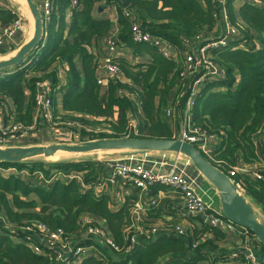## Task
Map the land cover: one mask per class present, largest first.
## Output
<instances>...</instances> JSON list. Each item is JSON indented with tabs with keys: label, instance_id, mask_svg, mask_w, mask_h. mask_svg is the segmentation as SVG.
<instances>
[{
	"label": "trees",
	"instance_id": "1",
	"mask_svg": "<svg viewBox=\"0 0 264 264\" xmlns=\"http://www.w3.org/2000/svg\"><path fill=\"white\" fill-rule=\"evenodd\" d=\"M50 1L53 8L51 20L45 23L46 41L39 46V54L35 51L37 54L34 53L32 61L41 56H45L44 59L31 63L12 76L4 75L6 79H0V97L11 98L17 106L19 115L15 122L27 126L33 124L36 84L48 79L56 90L59 81L54 67L66 64L69 71L67 85L62 89L63 109L81 115L74 120L88 123V116L107 122L115 117L116 110L118 112L116 122L111 125L112 132L98 134V137L91 134V140L128 137L173 139V130L163 112L170 105L173 92L176 91L177 95L181 93L183 59L168 61L161 56L158 48L133 43L131 21L124 12L127 10L136 14L145 31L165 39L171 47L183 52L197 36L207 38L216 28L211 4L200 0H127L130 6L125 9L123 0L105 2V6L118 10V47L127 46L135 55L146 53L153 58V62L144 69L143 65H131L126 60L115 59L127 81L110 80L103 88L98 85L97 79L99 57L92 52L93 44H98L112 29L109 18L98 20L96 17V6L103 0ZM236 1L231 0L228 4L229 20L232 25L242 23L246 29L242 37L229 41L227 48L213 53L214 62L225 70L226 80L202 85L193 111L195 126L221 139L212 158L204 157L223 171L237 166L241 160L248 165L258 162V149L264 156V142L255 141L264 129V6L246 4L236 11ZM70 10L72 15L67 29L66 12ZM18 19L16 14L0 9V24L3 27ZM77 59L81 61L83 76L77 70ZM28 78L32 96L26 112L22 113L25 103L23 83ZM122 92L134 98L121 96ZM54 95L51 96L53 101ZM133 114L138 121L137 130L130 132V115ZM0 168L16 170V174L0 173V207L11 223L40 222L51 230L63 229L66 233L75 234L80 218L91 216L103 224L123 250V253L114 254L101 248L107 264H196L201 260L199 254L187 255L193 247L182 238L161 237L155 243L145 244L141 241L142 244L134 251L124 253L130 243L123 230L130 224L133 203L128 200L122 208L114 211L107 194L96 197L92 192H81L76 180L65 182L56 179L59 174L82 172L85 173V181H94L104 173L101 163H41L33 165L32 169L26 168L24 163H4L0 164ZM232 180L240 184L253 204L264 208L263 182L249 175H239ZM251 237L264 252L252 233ZM0 264L58 263L54 256L35 255L24 244H15L8 236L0 235ZM81 264H102V261L87 258Z\"/></svg>",
	"mask_w": 264,
	"mask_h": 264
},
{
	"label": "built area",
	"instance_id": "2",
	"mask_svg": "<svg viewBox=\"0 0 264 264\" xmlns=\"http://www.w3.org/2000/svg\"><path fill=\"white\" fill-rule=\"evenodd\" d=\"M108 2L109 0H104ZM207 1L212 6L214 20L220 23L216 27L213 38L197 36L187 47L188 54L181 58L183 70L181 73L182 89L177 96V106L166 109V117H178V123L173 127V139L181 140L196 147L199 153L211 159L218 145H213L215 137L206 131L196 127L193 122V111L196 100L200 93V87L209 83H220L226 80V73L213 60V53L217 50L227 48L229 41L243 36L246 29L242 23L232 25L229 20V2L231 0H201ZM264 6V0H255L256 7ZM259 5V6H257ZM53 3L46 0L43 4L41 14L44 24L51 20ZM127 9V8H125ZM124 15L131 21V38L135 44H145L159 49L161 56L168 61H179L175 48L160 37H156L145 31L140 23L139 17L131 11H125ZM216 23V21H215ZM24 25L19 18L10 26L0 31V48L13 37L16 32L23 31ZM212 32V33H213ZM233 42V41H232ZM108 55L103 59L102 64L97 68L106 67L110 80H120L121 70L115 62V53L118 48L117 41L110 39L107 41ZM177 50V49H176ZM2 74L0 76H4ZM103 79H98V85L102 86ZM40 83L36 84L38 87ZM35 109L38 117L51 120L52 99L49 93L37 90L35 94ZM69 125V124H68ZM79 127L78 123L70 124ZM35 129L33 125H23L14 120L0 123V147L8 139L22 138L31 134ZM135 132V129L133 130ZM130 131V132H132ZM179 156V155H178ZM104 166V173L94 179L85 181V173L59 174L56 179L62 181L76 180L80 185V191L92 192L96 197L109 193L110 190L133 191L137 202L130 210V224L126 226L123 233L129 246L124 253H131L140 244L155 243L159 238H186L189 235L188 229L183 222L206 215L208 226L212 229L221 230L226 233L243 239L240 251H236L228 257L232 261H241L243 264H264V259L259 261L255 253L254 237L244 228H241L225 218L221 211L214 210L210 204L205 202L198 189L188 181L185 174L178 172L177 160L165 172H157L153 168L147 167L145 161L128 155L109 162H101ZM223 171V170H221ZM229 178L233 179L239 175H249L252 179L264 183V168L251 170L245 166H235L223 171ZM3 175L16 174L14 168H0ZM22 175H26L22 172ZM235 183V182H234ZM237 188L243 192L239 183H235ZM158 187L171 190L180 195L181 202L176 205L178 210V220L172 225L160 223L159 225L148 226L142 221L141 215L157 209L160 200L155 197V189ZM129 188V189H128ZM264 215V213H262ZM79 228L75 234L66 233L63 229L51 230L40 222L24 223L22 225L11 223L4 215L0 207V235L8 236L15 244H24L35 255L54 256L58 264H81L87 258H95L107 264L104 252L101 248L114 254L123 253V250L114 242L110 232L102 223L91 216L81 217L78 221ZM141 241H143L141 243ZM151 241V242H150ZM199 243L192 244L193 249Z\"/></svg>",
	"mask_w": 264,
	"mask_h": 264
},
{
	"label": "crops",
	"instance_id": "3",
	"mask_svg": "<svg viewBox=\"0 0 264 264\" xmlns=\"http://www.w3.org/2000/svg\"><path fill=\"white\" fill-rule=\"evenodd\" d=\"M46 0H33V2L39 7L40 11L43 10V4ZM201 1V0H200ZM75 3V1H73ZM105 1L103 0L100 4L96 6V17L98 20L103 18H109L112 22L111 32L103 38L98 44H93L92 52L99 57V65L102 64L103 59L108 55L107 50V41L114 39L117 41L119 36V23H118V10L116 7L105 6ZM246 4L255 5V0H237L235 2V10L238 11L239 7L245 6ZM262 6V4H259ZM257 5V6H259ZM0 9L10 11L13 14H16L23 22L24 28L23 31L16 32L11 39H9L4 46L0 48V60L8 59L13 57L24 45H26L34 34V19L31 15L27 2L25 0H0ZM72 11L66 12V26L69 27L71 20ZM11 25V24H10ZM9 25V26H10ZM6 27H3L0 24V31ZM211 37L216 35L213 33L210 34ZM46 38L44 39V43ZM192 41L191 44H193ZM194 45V44H193ZM188 47V45H186ZM175 52L176 58H185L188 51H179L176 49L171 50ZM45 56L37 57L33 60L32 63H37L44 59ZM115 58L120 60H126L131 65H143L144 69L153 62V58L146 54L142 53L140 55H135L133 50L127 46H120L117 48L115 53ZM76 67L81 76H83V67L80 59L76 60ZM23 69V68H22ZM19 69V70H22ZM54 69L56 70L57 78L59 85L56 90L52 86V81L45 79L40 82V85L36 86V91L41 90L42 92L49 93L50 96L54 95V101L52 100L51 120H45L42 117H38L36 109H33V124H35L34 131L28 136L22 138L8 139L0 148H27L35 146H51L54 144H76L85 141H92V135L95 134L98 137V134H109L112 132L111 125L114 124L118 118V112L115 111V117L106 122L103 119H94L86 116L88 123H80L75 119V117H81V115H76L72 112H66L63 109V100H64V89L67 85V73L69 67L66 64H57ZM18 70L12 69L7 75L12 76L17 73ZM121 81L126 82L127 80L123 75L120 77ZM97 79H103L104 83L103 88L107 86L110 76H108V71L106 67L97 68ZM29 78L26 79V83H23V88L25 92V103L22 110V113H25L28 108V103L32 96L31 86L28 82ZM54 90V91H53ZM128 96L129 98H134L133 95L122 92L121 96ZM177 92L174 91L171 95L170 102L168 107L177 106ZM52 99V98H51ZM159 99H157V104ZM166 108V109H167ZM141 109H139V113ZM166 110L163 112L165 120L169 123L171 130L178 123V117L167 118L165 114ZM19 113L17 106L14 101L8 97H0V123L6 122L8 120H16ZM78 123L79 127L71 126L70 124ZM137 119L136 116L130 115L129 130L132 131L133 128H137ZM32 124V125H33ZM69 124V125H68ZM62 126H68L64 128ZM137 130V129H136ZM95 137V138H96ZM130 138V137H129ZM259 140H258V139ZM256 138L255 141L264 142V129L262 135ZM96 140V139H95ZM261 142V145H262ZM213 145H220L221 139L215 137L214 141H211ZM118 153V152H115ZM94 154V153H93ZM91 155V154H90ZM87 155V156H90ZM128 155H133L134 158L145 161L147 167L153 168L157 172H165L170 169L171 165L177 160V170L180 173L185 174L188 181L191 182L199 191H203L204 195L207 196L210 203L218 202L220 204V198L215 190V188L201 175L189 161L188 158H183L184 156L173 153H159V152H135V151H124L120 152L118 158H125ZM259 161L246 164L242 160L239 162V166L249 167L251 170H257L259 168H264V156L261 155L258 149ZM92 156V155H91ZM79 161H93L95 163L106 162V160H101L99 156L97 157H86L80 159ZM129 189V188H128ZM133 191L128 190L126 194L125 190H110L108 196L111 199V208L115 211L122 208L128 200L133 203L132 208L137 202L136 195L132 196ZM155 197L160 200V205L157 209L150 211L144 215H141L142 221L148 228V226L159 225L160 223L172 225L178 220V208L176 205H179L181 202L180 195L174 193L170 189L158 187L154 191ZM209 204V203H208ZM221 209V204L219 205ZM257 208L264 213V208L257 206ZM217 211H220L217 209ZM257 213V211H256ZM258 215V214H257ZM207 216L201 215L199 217L191 218L183 222V225L188 229L189 236L182 238L186 240L191 245L194 243H199L197 248L193 250H188L187 255L193 256L199 254L201 260L196 264H243L241 261H232L228 257L230 254L240 251L243 244V239L238 238L235 235L230 233L223 232L221 230L212 229L208 226ZM256 245V244H255ZM203 246V247H201ZM200 248V249H199ZM255 253L259 261L264 259V252L260 249L259 246H255Z\"/></svg>",
	"mask_w": 264,
	"mask_h": 264
},
{
	"label": "water",
	"instance_id": "4",
	"mask_svg": "<svg viewBox=\"0 0 264 264\" xmlns=\"http://www.w3.org/2000/svg\"><path fill=\"white\" fill-rule=\"evenodd\" d=\"M34 19V34L30 41L24 45L13 57L0 60V75L9 73L12 69H22L30 65L39 46L45 39V24L39 7L33 0H25ZM130 6L127 0H123V7ZM37 53H36V52ZM36 53V54H34ZM34 54V55H33ZM159 152L173 153L188 158L195 169L217 191L221 213L237 226L247 229L255 236L259 244L264 248V222H262L246 195L240 191L234 181L223 171L214 167L196 147L181 140H157L140 138L97 139L76 144H54L51 146H35L27 148H0V164H18L36 157L46 159L54 157L58 153L88 155L96 152Z\"/></svg>",
	"mask_w": 264,
	"mask_h": 264
},
{
	"label": "rangeland",
	"instance_id": "5",
	"mask_svg": "<svg viewBox=\"0 0 264 264\" xmlns=\"http://www.w3.org/2000/svg\"><path fill=\"white\" fill-rule=\"evenodd\" d=\"M215 21H216V27L220 26V23L217 20H215ZM216 32L217 31H214V33H216ZM18 71H21V70H18ZM6 78H7L6 76H0V79H6ZM214 92H215V90H214ZM62 127L68 128V126H62ZM119 153L120 152H118V153H115V152H96L94 154H91L92 156L90 154H88L90 156H87V155L62 154L61 153V154H58L55 157H52V158H49V159H46V158L40 156V157L33 158L31 160L25 161L23 163L25 164L26 168L32 169L33 165H38V164H41V163H44L46 165H53V164H57V163H61V162H70V161L76 162V161H79L80 159H83V158H86V157H97V156H99L101 158V160H106L107 159L106 162H109V161H112V160L119 159L120 157L118 158V156L114 157L115 155H119ZM183 158H185V157H183ZM201 193H202L201 195L203 196V199L205 200V202L209 203L214 210H217V209L220 210V207H219L220 204H218L219 201L217 203L216 202L210 203V201L208 200L207 196L204 195L203 191H201ZM243 193L245 194L244 191H243ZM246 197H247V195H246ZM247 198L251 202L250 198L249 197H247ZM253 206H254L255 210L257 211L259 219L262 222H264V215L262 214V211H260L255 204H253Z\"/></svg>",
	"mask_w": 264,
	"mask_h": 264
},
{
	"label": "bare ground",
	"instance_id": "6",
	"mask_svg": "<svg viewBox=\"0 0 264 264\" xmlns=\"http://www.w3.org/2000/svg\"><path fill=\"white\" fill-rule=\"evenodd\" d=\"M58 154H61V153H58ZM58 154H56V155H58ZM62 154H66V153H62ZM56 155H55V156H56ZM55 156H54V157H55Z\"/></svg>",
	"mask_w": 264,
	"mask_h": 264
}]
</instances>
